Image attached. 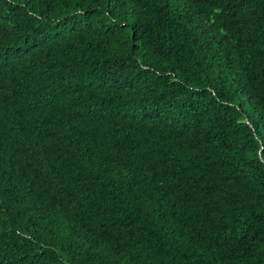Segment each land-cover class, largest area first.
<instances>
[{
    "label": "trees",
    "instance_id": "trees-1",
    "mask_svg": "<svg viewBox=\"0 0 264 264\" xmlns=\"http://www.w3.org/2000/svg\"><path fill=\"white\" fill-rule=\"evenodd\" d=\"M0 264H264V0H0Z\"/></svg>",
    "mask_w": 264,
    "mask_h": 264
},
{
    "label": "clouds",
    "instance_id": "clouds-1",
    "mask_svg": "<svg viewBox=\"0 0 264 264\" xmlns=\"http://www.w3.org/2000/svg\"><path fill=\"white\" fill-rule=\"evenodd\" d=\"M13 168H16V167H13Z\"/></svg>",
    "mask_w": 264,
    "mask_h": 264
}]
</instances>
